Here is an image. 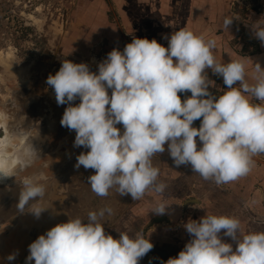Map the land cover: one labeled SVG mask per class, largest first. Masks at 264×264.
<instances>
[{"label":"clouds","instance_id":"1","mask_svg":"<svg viewBox=\"0 0 264 264\" xmlns=\"http://www.w3.org/2000/svg\"><path fill=\"white\" fill-rule=\"evenodd\" d=\"M233 20L225 17L223 27L229 29ZM252 34L264 46V28H252ZM164 39L167 48L156 39L134 38L123 51H110L98 72L86 63L64 60L59 71L47 77L57 105H68L61 126L75 131L74 147L89 149L76 157L74 167L95 170L87 179L98 196H108L113 187L133 201L149 189L163 194L167 185L156 183L159 169L152 157L165 152V144L175 167L190 165L194 173L217 184L246 176L255 163L252 157L264 154V103H252L245 95L264 102L260 63L254 64L260 74L257 83L250 85L241 61L215 60L214 39L206 41L184 28ZM206 68L223 77L227 86L218 98L209 91L213 81ZM186 92L191 96L182 102L178 93ZM196 120L201 121L199 128L193 127ZM10 176L0 164V179ZM45 179L41 174L22 180L20 213L45 195ZM168 208L161 203L152 212L164 215ZM43 211L28 212L39 219ZM112 211L89 212L87 222L77 217L55 225L28 246L25 264H139L153 243L142 233L130 237L119 232L118 238L107 234L99 219ZM183 227L191 239L164 264H264V232L241 237L237 218L206 215L189 219ZM222 230L235 249L222 240ZM17 255L13 252L6 259L14 261Z\"/></svg>","mask_w":264,"mask_h":264},{"label":"rangeland","instance_id":"2","mask_svg":"<svg viewBox=\"0 0 264 264\" xmlns=\"http://www.w3.org/2000/svg\"><path fill=\"white\" fill-rule=\"evenodd\" d=\"M90 1L92 4L96 0H0V60L8 53L12 55L8 64L0 62V121L15 90L23 84L29 85L30 90H39V94L33 95L28 102L45 103L49 114L55 110L58 116H62L68 105H57L54 91L46 84L47 77L55 75L64 60L86 63L90 71L98 72V64L110 51L114 48L123 51L131 43L130 34L119 33L120 17L113 7L107 12L113 22V32L100 29L98 23L88 19ZM228 8L235 29L229 48L236 52L235 60L247 65L248 53L256 46L253 44L252 28L255 27L256 15L264 13V6L252 0H231ZM262 57L264 55L252 62L259 60L260 64H264ZM205 72L213 81L209 91L218 98L227 90L223 77L214 75L210 68H206ZM245 73L247 83H257L256 77L260 74L255 68L245 66ZM238 86L239 82L233 85ZM108 93L110 96L111 89ZM40 94L44 96L39 97ZM178 95L183 102L191 93ZM245 95L252 103H264L249 94ZM79 102L77 99L74 104ZM200 123V120L194 121L193 127L199 128ZM120 130L122 133L121 124ZM197 141L199 148L198 137ZM78 155L70 157L63 171L53 177L58 182L53 194L59 203V212L67 220L79 217L87 222L89 212L111 208V215L105 212V216L99 219L107 234L118 238L119 232H126L130 237L142 233L153 243V250L139 264H164L165 261L155 254L157 251L169 258L177 257L191 239L183 227L189 219L198 221L206 215H225L240 221L241 237L264 232V154L252 157L255 163L246 176L227 184H217L213 179L204 180L194 173L190 165L175 167L165 144V152L153 156L152 162L159 169L156 183L162 182L167 187L163 194L149 189L137 201H133L130 194L120 196L115 187L109 190L106 197L96 195L87 179L95 174V170L83 166L76 169L74 165ZM33 174L36 173H32V177L41 174L46 177L41 181L43 184L52 180L44 172ZM25 177L0 180V223L19 212L17 202ZM161 203L169 208L166 214L156 215L152 211ZM220 236L224 242L232 243L235 249V243L230 237L223 236V230Z\"/></svg>","mask_w":264,"mask_h":264},{"label":"flooded vegetation","instance_id":"3","mask_svg":"<svg viewBox=\"0 0 264 264\" xmlns=\"http://www.w3.org/2000/svg\"><path fill=\"white\" fill-rule=\"evenodd\" d=\"M28 87L23 84L15 90L0 121V164L11 175L3 180L43 172L52 180L45 181V195L24 209L36 205L34 208L44 210L39 219L30 214L14 220V215L0 223V264H25L28 246L53 226L68 221L59 212V203L53 194L58 182L53 177L63 171L70 157L88 151L84 147L73 146L75 131L61 126L62 116H58L54 109L49 114L45 103L28 102L33 95L39 94L38 89L30 90ZM116 127L120 128V124ZM31 225L27 234L26 228ZM13 252H18L16 259L7 261L6 257ZM31 264H35L34 260Z\"/></svg>","mask_w":264,"mask_h":264},{"label":"crops","instance_id":"4","mask_svg":"<svg viewBox=\"0 0 264 264\" xmlns=\"http://www.w3.org/2000/svg\"><path fill=\"white\" fill-rule=\"evenodd\" d=\"M230 1L96 0L92 4V1L88 3L90 6L88 19L93 23H98L100 29L113 32V22H111L107 13L109 8L113 7L120 17L119 33L130 34L131 42L134 38L156 39L158 43L166 48L168 47V40L164 39V36L170 37L174 31L184 28L193 32L196 36H203L206 41L214 39L216 42V47L213 50L215 60L220 63H228L236 58V52L231 51V48H229L235 35V29H233L232 24L229 29L223 27L225 17L231 18L232 16L228 8ZM252 1L264 6V0ZM239 8L242 7L239 6ZM248 9L251 11L250 8ZM234 16H237V14ZM263 27L264 13L259 16L256 15V23L253 28L260 29ZM222 29H224V33ZM253 44L256 45L255 49L248 53L249 59L248 62H245L247 63L245 66L251 68H255L254 64L256 63L252 61L256 60V57L264 55V46L257 38L253 40ZM243 57L245 56H241V58ZM258 63L261 62L258 60ZM260 65L264 68V64ZM155 254L158 255L157 252Z\"/></svg>","mask_w":264,"mask_h":264},{"label":"water","instance_id":"5","mask_svg":"<svg viewBox=\"0 0 264 264\" xmlns=\"http://www.w3.org/2000/svg\"><path fill=\"white\" fill-rule=\"evenodd\" d=\"M34 207H36V205L32 206L31 208H28V209L24 210V211H25L24 213H18L17 215H15V216L13 217L14 220H21L23 217L30 215L31 213L28 212V211L32 210V208H34ZM36 224H37V223H36ZM33 225H34V224H33ZM35 226H36V225H35ZM31 227H32V225H31V226H27V228H26V232H27V234H28V232L30 231ZM157 253H158V255H159V256H160L165 262L169 259V257L166 256V255H164L163 253H160L159 251H157Z\"/></svg>","mask_w":264,"mask_h":264},{"label":"bare ground","instance_id":"6","mask_svg":"<svg viewBox=\"0 0 264 264\" xmlns=\"http://www.w3.org/2000/svg\"><path fill=\"white\" fill-rule=\"evenodd\" d=\"M11 57H12L11 53H8L6 57L1 58L0 62L2 64H8L12 60Z\"/></svg>","mask_w":264,"mask_h":264}]
</instances>
